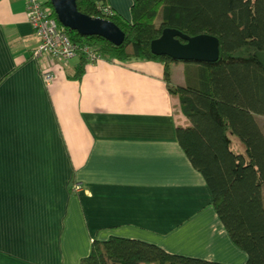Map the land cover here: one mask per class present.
Returning <instances> with one entry per match:
<instances>
[{
	"label": "crops",
	"instance_id": "obj_1",
	"mask_svg": "<svg viewBox=\"0 0 264 264\" xmlns=\"http://www.w3.org/2000/svg\"><path fill=\"white\" fill-rule=\"evenodd\" d=\"M107 1L132 20L134 0ZM37 44L26 0H0V264H81L113 236L245 264L179 142L191 122L164 62L86 60L77 78L82 55L37 60ZM187 67L171 62L169 83Z\"/></svg>",
	"mask_w": 264,
	"mask_h": 264
},
{
	"label": "trees",
	"instance_id": "obj_2",
	"mask_svg": "<svg viewBox=\"0 0 264 264\" xmlns=\"http://www.w3.org/2000/svg\"><path fill=\"white\" fill-rule=\"evenodd\" d=\"M78 9L115 22L125 40L116 45L98 35L66 28L72 40L119 61L139 58L164 62L169 90L180 98L191 124L179 126V142L212 193L213 205L232 240L246 253L245 264H264V0H134L126 20L107 0H77ZM161 12V21L155 22ZM57 17V15L55 14ZM166 27L194 36L218 37L220 56L213 62H185V85L169 83L171 62L156 55L151 42ZM182 42L185 39L180 38ZM86 59L76 77L84 73ZM237 139L244 150L234 148ZM73 191L74 187H73ZM225 264L167 252L138 239L94 240L81 264Z\"/></svg>",
	"mask_w": 264,
	"mask_h": 264
},
{
	"label": "water",
	"instance_id": "obj_3",
	"mask_svg": "<svg viewBox=\"0 0 264 264\" xmlns=\"http://www.w3.org/2000/svg\"><path fill=\"white\" fill-rule=\"evenodd\" d=\"M51 2L59 21L66 28L84 36L104 37L116 45L124 42L125 32L115 22L81 12L77 0ZM180 38L186 42H182ZM151 50L156 55H165L177 61L213 62L220 56V41L212 34L201 33L191 36L179 29L166 27L162 35L151 42ZM255 56L264 67V51H256Z\"/></svg>",
	"mask_w": 264,
	"mask_h": 264
},
{
	"label": "built area",
	"instance_id": "obj_4",
	"mask_svg": "<svg viewBox=\"0 0 264 264\" xmlns=\"http://www.w3.org/2000/svg\"><path fill=\"white\" fill-rule=\"evenodd\" d=\"M26 13L38 38V44L32 52L35 59L41 60L48 56L52 61L66 64L77 55H84L88 62L104 58L94 47L81 45L72 40L66 27L55 16L56 11L51 0H26ZM43 75L46 82L56 77V74L46 67ZM79 189L80 185L75 184L74 190Z\"/></svg>",
	"mask_w": 264,
	"mask_h": 264
},
{
	"label": "rangeland",
	"instance_id": "obj_5",
	"mask_svg": "<svg viewBox=\"0 0 264 264\" xmlns=\"http://www.w3.org/2000/svg\"><path fill=\"white\" fill-rule=\"evenodd\" d=\"M161 21V12L158 14V16L156 17L155 22L157 24H159ZM258 121L260 123V125L262 126L263 130H264V115L263 116H258ZM243 146V145H242Z\"/></svg>",
	"mask_w": 264,
	"mask_h": 264
}]
</instances>
